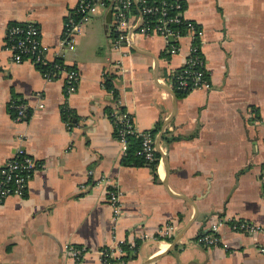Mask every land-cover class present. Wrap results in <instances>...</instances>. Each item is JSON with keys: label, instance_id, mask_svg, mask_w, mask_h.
Masks as SVG:
<instances>
[{"label": "crops", "instance_id": "crops-1", "mask_svg": "<svg viewBox=\"0 0 264 264\" xmlns=\"http://www.w3.org/2000/svg\"><path fill=\"white\" fill-rule=\"evenodd\" d=\"M181 1L202 30L210 87L178 97L171 77L188 37L173 55L154 34L116 47L110 10L95 7L69 49L59 42L78 0H0V167L17 147L41 164L22 195L0 201V264H71L67 246L84 248L83 264H264V233L232 228L264 225V0ZM24 22L39 26L48 61L77 70L74 92L65 93L64 73L46 79L31 61L11 59L6 27ZM11 98L30 106L26 121L13 119ZM119 105L138 131L158 123L154 169L121 163L108 113ZM101 179L117 183L116 221ZM218 221L219 245L199 243ZM123 245L133 254L117 261ZM104 247L111 262L100 258Z\"/></svg>", "mask_w": 264, "mask_h": 264}, {"label": "built area", "instance_id": "built-area-1", "mask_svg": "<svg viewBox=\"0 0 264 264\" xmlns=\"http://www.w3.org/2000/svg\"><path fill=\"white\" fill-rule=\"evenodd\" d=\"M99 4L112 14L111 35L116 47L133 45L134 34L158 35L164 38L168 45L165 53L173 55L180 50V40L190 39V44L184 55L182 65L173 72L171 86L174 89L190 92L193 89H208L210 86L204 57L200 49L201 28L184 14V4L181 0H78L75 10L64 22L60 46L73 48L75 35L79 31L80 19L86 18L95 6ZM79 16V17H77ZM4 48L15 62L29 60L36 65L51 64V71L41 72L46 79L55 78L64 73V90L68 95L75 91L78 83V72L75 68H66L55 60L48 61L46 49L40 42V28L32 22L10 23L4 35ZM40 94L38 93V98ZM42 102L36 107L41 108ZM8 109L13 111V119L17 122L26 121L31 115L30 106L23 100L11 98ZM67 108H64L65 110ZM113 126L117 129L118 141L123 153L127 148L126 134L132 133L141 139V147L137 151L148 161L157 159L154 146V136L151 130L138 131L133 124L132 116L125 111L114 108L110 113ZM67 123V122H66ZM41 164L35 157L29 155L22 147H17L12 156L6 159L0 167V201L15 195L20 196L26 190L29 181ZM89 174L91 172L89 171ZM106 183L108 203L112 210V218L116 221L122 214L117 183L101 179L98 183ZM218 221L207 227L197 236V241L206 246L219 245ZM232 228L245 233H264V225L251 221H235ZM171 229H158L157 233L164 235ZM150 235L145 233L144 238ZM117 253L121 255L120 246ZM66 251L71 258V264H83L84 248L67 246ZM100 258L107 260L113 256L112 251L104 247L100 250Z\"/></svg>", "mask_w": 264, "mask_h": 264}, {"label": "trees", "instance_id": "trees-1", "mask_svg": "<svg viewBox=\"0 0 264 264\" xmlns=\"http://www.w3.org/2000/svg\"><path fill=\"white\" fill-rule=\"evenodd\" d=\"M79 17V16H77ZM56 62L59 63V61L56 60ZM61 63V62H60ZM37 67L39 68V70L41 72H46V71H51L53 70L52 68V65L51 64H45V65H42V64H39L37 65ZM112 79H113V76H110V75H105L104 76V81H103V85H104V88L107 89V90H112V93L115 94V90L113 89V85H112ZM175 90V94L176 96H183L185 94H187L188 92L187 91H183V90H179V89H174ZM9 111L12 113L13 115V111L9 109ZM118 111H125L124 110V107L122 106H118ZM112 112V110H109V118H110V113ZM70 110L69 109H65V110H62V117L68 121H71V114H70ZM111 120V119H110ZM159 126H158V123H156V125H154V127L151 129V133L154 134V132H156V130H158ZM114 133H115V136L117 137L118 139V135H117V129L116 127L114 126ZM174 139V137H171L169 140H172ZM126 140H127V148L121 158V163L124 164V165H147L149 167H151L152 169L155 168L156 166V162H157V159L155 161H148L146 160L142 155L138 154L137 151L140 149L141 147V139L132 134V133H128L126 134ZM156 157L158 158L159 157V153L156 152L155 153ZM124 246V249L128 252V254H125L124 256L121 255L117 261H125L128 256L132 255L133 253L130 252V248H128V246L126 245H123ZM112 260L114 259H107L106 261L107 262H111Z\"/></svg>", "mask_w": 264, "mask_h": 264}, {"label": "rangeland", "instance_id": "rangeland-1", "mask_svg": "<svg viewBox=\"0 0 264 264\" xmlns=\"http://www.w3.org/2000/svg\"><path fill=\"white\" fill-rule=\"evenodd\" d=\"M95 7L99 8L102 12L104 11V7L97 4ZM100 20H101V26H102V30H103V22H102V17H100Z\"/></svg>", "mask_w": 264, "mask_h": 264}, {"label": "water", "instance_id": "water-1", "mask_svg": "<svg viewBox=\"0 0 264 264\" xmlns=\"http://www.w3.org/2000/svg\"><path fill=\"white\" fill-rule=\"evenodd\" d=\"M109 13H110V11H109Z\"/></svg>", "mask_w": 264, "mask_h": 264}]
</instances>
